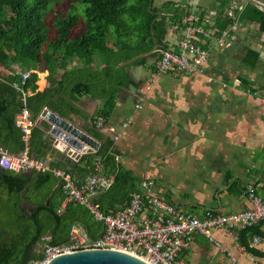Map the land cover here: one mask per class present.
Returning <instances> with one entry per match:
<instances>
[{
    "label": "trees",
    "instance_id": "1",
    "mask_svg": "<svg viewBox=\"0 0 264 264\" xmlns=\"http://www.w3.org/2000/svg\"><path fill=\"white\" fill-rule=\"evenodd\" d=\"M61 1L0 0V147L13 155L24 149L23 133L15 125V116L22 108L20 93L13 87L20 84L19 72H42L46 68L49 87L54 91L38 92L36 73L26 81L23 90L31 92L26 97V108L33 122L44 107L61 117L75 112L74 104L81 96L104 100L97 116L106 120L119 90L138 86L125 68L144 64L148 57L155 56V47H166L162 40L171 23L194 12L197 23L210 27L214 33L231 24L223 9L213 24L203 23L204 10L191 8L187 1L167 0L156 6L153 0H71L63 15L54 14L50 26L45 22L46 12ZM228 1L223 0L221 5ZM242 3L237 10L238 19L244 8L247 14L251 11V19L264 34V8H254L250 0ZM77 5H82L81 11ZM79 21L82 29L71 37ZM202 39L198 44L205 49ZM250 53L257 57L256 52ZM95 57L104 63L103 68H90ZM72 60H77L81 68L66 70ZM127 60L131 61L119 65ZM43 84L41 80L39 85ZM93 134L97 141H103L97 153L84 155L73 167L52 164L47 170H34L31 183L21 171L0 169L4 179L0 182V264H29L40 259L39 247L67 242L72 223L87 227L93 238L102 232V223L93 221L84 206L70 202L60 209L64 195L61 180L53 173L55 169L83 181L93 173L94 162L100 160L104 172L113 175V183L107 190L98 191L93 202L102 213H114L126 206L138 182L120 169L113 142L99 133ZM43 135L36 127L29 133L28 152L36 160L35 152ZM23 202L33 207L31 211L25 209ZM254 236L264 239V221L239 231L240 245L258 256L251 247Z\"/></svg>",
    "mask_w": 264,
    "mask_h": 264
},
{
    "label": "crops",
    "instance_id": "2",
    "mask_svg": "<svg viewBox=\"0 0 264 264\" xmlns=\"http://www.w3.org/2000/svg\"><path fill=\"white\" fill-rule=\"evenodd\" d=\"M192 1L193 8L204 10L203 23L209 25L226 7L221 5L223 0H209L211 10L204 0H188L190 7ZM250 3L258 10L264 8V0ZM243 10L231 40L224 46L203 37L208 59L202 73H158L153 63L155 56H151L144 64L125 68L138 86L119 90L102 126H95L93 119L103 108L104 100L81 96L74 104L75 112L68 114L70 123L85 126L92 138L95 139L93 133H99L113 142L122 171L137 182L153 181L161 200L197 218L207 210L234 214L250 209L249 186L264 199V34L251 19V11L247 14ZM177 40L178 34L167 29L162 42L176 48ZM250 50L257 53L256 58ZM103 67L98 57L90 66L92 70ZM78 68L81 64L77 60L66 65L68 71ZM35 73L37 91L50 88L48 70ZM41 126L46 127L47 122L42 120ZM3 180L0 174V182ZM23 204L27 211L33 208L27 202ZM213 236L221 249L196 235L178 260L182 264H233L228 256L231 254L239 264H264L263 238L257 245L251 243L258 251L256 256L235 243L223 228L215 229ZM41 250L39 247L38 252Z\"/></svg>",
    "mask_w": 264,
    "mask_h": 264
},
{
    "label": "built area",
    "instance_id": "3",
    "mask_svg": "<svg viewBox=\"0 0 264 264\" xmlns=\"http://www.w3.org/2000/svg\"><path fill=\"white\" fill-rule=\"evenodd\" d=\"M242 5V0L228 1L224 13L231 20V24L218 33L198 24L194 12L185 14L178 22L171 23L169 29L178 34L176 48H154L155 71L163 74L202 73L208 59V51L198 44L199 38L206 36L219 47L224 46L232 38L231 32L238 21L237 10ZM33 73L35 72L32 70L19 72L20 84H13L20 93L22 102V108L15 116V125L23 133L24 149L13 155L0 147L1 170L20 172L49 169L38 163L28 152V138L34 122L26 108L28 91H24L23 86ZM104 123L105 119L100 116L93 119V124L97 127ZM53 173L61 180L64 195L61 209L70 202L84 206L93 220L102 223V235L100 238H90L82 224L72 223L68 229L67 242L60 245L44 244L41 258L29 264H47L60 254L87 249L115 250L137 257L147 264H182L178 257L190 246L196 235L204 236L221 249L213 236L215 229L223 228L235 243H239L240 230L264 221V199L255 194L252 186L247 188L250 209L234 214L207 210L203 217L197 218L182 213L175 206L161 200L155 192L153 181L143 179L138 182L137 190L130 194L123 209L114 213H102L93 200L98 191L107 190L111 186L113 175L104 172L100 160L94 162L93 173L83 181L72 179L59 169H55ZM262 240L261 237L254 236L252 243L257 245ZM228 256L233 264H239L231 254Z\"/></svg>",
    "mask_w": 264,
    "mask_h": 264
},
{
    "label": "water",
    "instance_id": "4",
    "mask_svg": "<svg viewBox=\"0 0 264 264\" xmlns=\"http://www.w3.org/2000/svg\"><path fill=\"white\" fill-rule=\"evenodd\" d=\"M51 89V88H48ZM54 93V91L52 90ZM45 120L47 126H41V121ZM70 115L65 119L58 114L52 113L47 108H43L34 122V127L43 132V139L39 144L35 155L38 163L43 167L52 164L64 163L73 167L82 155L95 154L99 150L103 141H96L91 137L86 127H76L70 123ZM104 139V138H103ZM22 176L33 178L32 170L23 171ZM31 208L30 205H28ZM89 235V230L86 227ZM102 233L97 235L100 238ZM90 238H93L89 235ZM47 264H147L141 259L132 255L108 249H87L60 254L53 257Z\"/></svg>",
    "mask_w": 264,
    "mask_h": 264
},
{
    "label": "rangeland",
    "instance_id": "5",
    "mask_svg": "<svg viewBox=\"0 0 264 264\" xmlns=\"http://www.w3.org/2000/svg\"><path fill=\"white\" fill-rule=\"evenodd\" d=\"M165 1H167V0H153V4L156 5V6H160ZM176 1H178V2H186L187 1V3H189L188 0H176ZM70 2H71V0H63L61 2H57V3L52 4L49 7L48 11L46 12L45 22L51 26V21L53 19L54 14L63 15L65 13V11L68 9V6H69ZM200 2H201V0H200ZM191 3H193L191 8H193L194 5H195V1H192ZM204 3L207 4V7H208L207 9L211 10L212 4L209 2V0H204ZM77 6H78V11H81L82 5H77ZM197 6H199V5H197ZM221 9H223V8H221ZM80 27H81V24H80V21H79L78 25L75 28L72 29L71 35L73 36L74 34H77V32L79 31ZM123 38H125V36H123Z\"/></svg>",
    "mask_w": 264,
    "mask_h": 264
}]
</instances>
